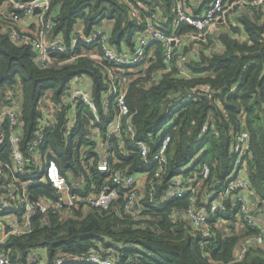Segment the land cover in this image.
Returning <instances> with one entry per match:
<instances>
[{"label":"trees","instance_id":"obj_1","mask_svg":"<svg viewBox=\"0 0 264 264\" xmlns=\"http://www.w3.org/2000/svg\"><path fill=\"white\" fill-rule=\"evenodd\" d=\"M19 1L27 3L31 0ZM143 1L168 19L165 29L172 33V1ZM253 13L255 20L244 14L236 19L238 27L223 29L211 37L210 43L215 49L209 54L204 53L200 60L190 62V77L178 76L175 69L164 73L163 51L159 46L156 52L158 61L147 70V77L131 84L127 102L133 115L136 141L146 142L155 152L157 145L152 143V135L167 124L169 128L165 134L172 136L166 154L167 173L156 185L157 201L165 195L173 177L181 173L185 184L190 179H197L195 183H198L204 166L209 167L210 174L202 183L198 206L204 205L203 200L211 192L226 191V182L233 170V139L237 132L245 129L250 135L245 157L249 188L264 203V22L261 20L264 9L253 10ZM48 17L54 23L53 36L68 47L78 26L85 34L96 29L106 30L116 50L133 47L143 31L144 18L133 19L124 0H50ZM10 26L21 31L12 21ZM191 29L187 24H181L177 32L182 34ZM95 49L101 51L97 44L80 42L75 51L54 54L55 66L40 67L30 44H17L0 30V108L10 105V91L14 93L13 98L20 100L25 144L34 138L41 99L49 94L58 106L75 78L86 75L91 80L93 95L100 101L108 85L103 66L96 65L88 57L59 65L71 56ZM153 74L159 77L149 82ZM204 84L210 86V93L198 91ZM15 88L20 89L12 90ZM63 116L60 114V122L49 131L46 145L53 149L54 156L51 157L63 174L69 176L73 173L78 177L79 147L93 146V141L87 138L89 120L79 117L76 131L66 140L62 131ZM164 118L166 123L160 127ZM198 142L201 155L193 164L192 150ZM125 147L128 156L119 149L116 151L121 165L130 166L128 170L132 172L145 169L133 140L127 139ZM1 149L8 155L7 144ZM184 169L185 172H181ZM145 170L149 172L146 184L149 192L158 164L146 165ZM105 177L100 173L97 183ZM30 191L33 198H38L51 195L53 190L50 185L38 183ZM4 192L0 188V196ZM190 196L191 193H187L181 199L158 205L150 203L147 197L142 207L145 221L123 219L120 211L111 213L95 209L85 212L80 209L70 217L57 212L51 214L50 224H42L40 215H37L35 230L28 236H12L3 245V253L13 264H32L29 257L36 251L45 254L42 264H58L59 258L68 262L92 252L118 264H264V251L256 247L247 251L244 260L236 262L241 241L259 230L249 227L241 219L243 230L237 235V209H232L231 202H227V212L218 218L228 221L231 235L214 224L217 239L208 249H203L200 239L191 235L186 218L182 217L173 224L169 217L171 210L176 206L188 208ZM124 201V197L119 200L120 207ZM142 222L147 224L146 227L139 226ZM69 263L79 264L75 261Z\"/></svg>","mask_w":264,"mask_h":264},{"label":"built area","instance_id":"obj_2","mask_svg":"<svg viewBox=\"0 0 264 264\" xmlns=\"http://www.w3.org/2000/svg\"><path fill=\"white\" fill-rule=\"evenodd\" d=\"M130 8L133 19H143V31L138 35L133 47L116 50L110 43V35L104 29H96L85 34L77 28L68 47L62 40L53 36L54 23L48 17L50 0H31L27 3L19 0H0V30L8 34L17 44H30L36 54V62L40 67L55 66L53 55L75 51L81 43L97 44V49L71 56L59 65L71 63L78 58L88 57L96 65L103 66L107 86L101 94L100 101L91 91V80L83 75L70 82L63 96L62 103L55 105L51 95L43 97L39 104V118L34 130V138L24 140V123L21 118V102L13 98L11 103L0 108V188L5 191L0 196V264H13L3 253V245L12 236H28L35 230L34 218L40 215L42 224L49 223L51 214L62 213L70 217L77 210L83 212L95 209L99 212L120 211L123 219L140 221L143 200L147 197L150 203L167 202L181 199L191 193L188 208L173 207L169 215L173 224L182 217L186 218L191 229V235L200 239L203 249L212 247L216 242L214 224L221 223L218 219L227 212V202L232 203L236 216L243 219L249 227L259 231L251 237L242 240L236 253V262L244 260L247 251L256 247L264 251V224L258 220L256 205L260 198L250 195L247 180L245 157L249 151L250 135L245 129L237 132L233 139L232 150L234 165L232 174L226 182V191L211 192L203 200L204 205L198 206L203 181L209 178L210 169L204 166L198 183L190 179L185 184L182 173L173 177L161 200H156V185L166 175V154L172 142V136L165 134L167 124L152 135V143L157 145L155 152L146 142L136 141V130L132 122L133 115L127 102V94L131 84L147 77V70L158 61L157 48L162 47V60L165 64L164 73L177 71L178 76L190 77L188 65L193 60H200L202 55L211 53L215 45H211L212 36L223 29L238 27L236 19L248 14L256 19L253 10L264 9V0H171L174 12V31L165 29L168 19L158 11L150 8L143 0H124ZM195 8V11H194ZM144 15V16H143ZM27 21L35 18L37 27L34 32L19 31L10 26L15 19ZM264 22V18L261 19ZM181 24H187L192 29L178 33ZM162 72V71H161ZM151 76L148 80L157 79ZM201 93H210L209 85L198 88ZM60 114H63V134L68 140L76 131L79 117L89 120L87 130L93 141V146L79 147V175L63 174L58 163L51 157L54 151L46 145L48 133L58 124ZM207 126L204 128L206 129ZM133 140L136 151L146 165L158 164L155 180L150 182L151 189L146 190L149 172L130 171V166H122L116 151L119 149L128 156L126 140ZM69 142V141H68ZM7 144L8 155L1 148ZM92 149L90 157L89 150ZM51 157V158H50ZM80 163V164H79ZM191 165L189 167L191 168ZM181 172H185L181 170ZM100 173L106 177L97 183ZM38 183L50 185L51 195L38 198L31 196L30 189ZM124 197L123 206L119 200ZM227 220H225L226 222ZM228 222V221H227ZM142 222L139 226L146 227ZM230 232H232L229 229ZM45 254L36 251L31 254L32 264H42ZM79 264H118L110 258H104L97 253L70 260L59 258L58 264L69 262ZM70 264V263H69Z\"/></svg>","mask_w":264,"mask_h":264},{"label":"crops","instance_id":"obj_3","mask_svg":"<svg viewBox=\"0 0 264 264\" xmlns=\"http://www.w3.org/2000/svg\"><path fill=\"white\" fill-rule=\"evenodd\" d=\"M193 1L196 2L197 0H193ZM194 11H195V8H194ZM11 21H12V23H14V25L16 27H18L19 29H21V31H25V32H34L36 30V27H37V21L35 20V18L29 19L27 21L20 20L18 18V19L11 20ZM18 89H20V88H18ZM250 195H252V197L255 196L251 191H250ZM256 209H257L258 220L261 223L264 224V203H262L260 201V203L258 205H256ZM236 217H237V220L240 218L238 216H236ZM222 221H225V220H222ZM222 221H221V223H222ZM233 225L234 224H232V226ZM236 227H235V230H236Z\"/></svg>","mask_w":264,"mask_h":264},{"label":"rangeland","instance_id":"obj_4","mask_svg":"<svg viewBox=\"0 0 264 264\" xmlns=\"http://www.w3.org/2000/svg\"><path fill=\"white\" fill-rule=\"evenodd\" d=\"M78 29H80V27L78 26L77 27ZM170 30L171 31H174V25L173 24H171V26H170ZM219 45V44H218ZM220 46V45H219ZM12 90H18V88H15V89H12ZM12 91H10V92H8V94H10ZM166 118H164L163 120H162V122L160 123V127L163 125V124H165L166 123V120H165ZM162 132V129H161V131H160V133ZM199 144H200V142H198L195 146H194V148H193V150H192V154H193V156H194V158H193V160H192V163L193 164H195L198 160H199V158H200V155H201V153H199V151H198V147H199ZM234 165V162H232V164H231V167ZM231 175H233L232 174V172H231V174H230V176ZM236 226H237V229H236V231H235V233L237 234V235H239V234H241L242 233V228H243V226H242V220L239 218L238 220H237V223H236ZM217 228L218 229H220L221 231H224L225 233H227L228 235H231V232L229 231V229H228V222L226 221H222V223H220V224H218L217 225ZM242 242V241H241Z\"/></svg>","mask_w":264,"mask_h":264}]
</instances>
